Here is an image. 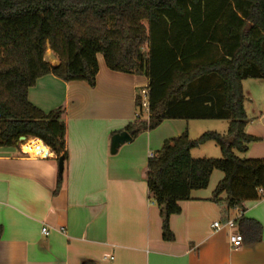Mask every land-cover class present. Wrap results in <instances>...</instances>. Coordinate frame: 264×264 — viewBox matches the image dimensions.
Here are the masks:
<instances>
[{
    "label": "trees",
    "instance_id": "1",
    "mask_svg": "<svg viewBox=\"0 0 264 264\" xmlns=\"http://www.w3.org/2000/svg\"><path fill=\"white\" fill-rule=\"evenodd\" d=\"M47 50L56 63L45 59ZM97 55L112 71L147 78L149 114L141 117L138 92L139 117L122 129L131 138L165 119L228 121L224 135L190 139L184 131L148 158L147 189L163 240L174 239L169 217L207 187L213 170L223 178L210 200L220 203L225 193L226 209L264 194V159L235 153L256 140L244 132L242 81L264 79V0H0V147L37 138L64 164V109L43 112L29 102L28 89L46 74L94 86ZM207 141L221 156L193 158L190 150ZM235 224L242 239L260 240L256 220L241 216Z\"/></svg>",
    "mask_w": 264,
    "mask_h": 264
},
{
    "label": "crops",
    "instance_id": "2",
    "mask_svg": "<svg viewBox=\"0 0 264 264\" xmlns=\"http://www.w3.org/2000/svg\"><path fill=\"white\" fill-rule=\"evenodd\" d=\"M97 62L94 86L46 74L28 89L29 102L43 112L64 109L61 176L54 153L37 138L28 139L39 142L46 156L27 154L22 144L0 147V264H264V194L243 209H226L225 193L220 203L210 200L223 178L216 170L207 187L192 191L169 217L174 239H162L160 211L147 189V160L165 140L204 129L194 120L165 119L112 154L111 137L134 121L136 95L148 81L108 69L101 55ZM242 91L244 132L256 139L242 157L264 159V79L243 80ZM241 216L260 223L261 237L232 248L229 233L238 232L236 224L216 230L212 223H235Z\"/></svg>",
    "mask_w": 264,
    "mask_h": 264
},
{
    "label": "rangeland",
    "instance_id": "3",
    "mask_svg": "<svg viewBox=\"0 0 264 264\" xmlns=\"http://www.w3.org/2000/svg\"><path fill=\"white\" fill-rule=\"evenodd\" d=\"M45 59L51 62L56 59L54 54L47 50L45 53ZM245 96H247V88L244 91ZM143 111V110H142ZM142 118L147 120L145 113H141ZM193 123L200 124V128H203L202 132L213 131L219 134H226L228 122L226 120H214V119H204V120H194ZM198 130V128H197ZM197 132H200L199 130ZM201 132V133H202ZM201 133H192L190 139L197 138ZM237 156L242 157L243 153L235 152ZM191 156L193 158H219L221 156L219 147L213 141H207L191 150ZM218 171V170H216ZM234 230V228H232Z\"/></svg>",
    "mask_w": 264,
    "mask_h": 264
},
{
    "label": "built area",
    "instance_id": "4",
    "mask_svg": "<svg viewBox=\"0 0 264 264\" xmlns=\"http://www.w3.org/2000/svg\"><path fill=\"white\" fill-rule=\"evenodd\" d=\"M140 108L141 113H145L146 117H148L149 114V103H148V90L147 87H143L140 91ZM143 110V111H142ZM142 115V114H141ZM136 117H139V114H136ZM30 139H26L22 145H24L26 142H28ZM27 154H31L30 152L25 151ZM35 155L37 156H46L47 150H43L42 146H35ZM151 156V155H150ZM261 192V190H260ZM235 223L233 219H227L225 222L221 223L220 221H215L212 223L213 229H221L222 227H228L229 229L234 228ZM41 232L45 235L48 234V231L45 227H42ZM242 236L239 232H230L229 233V243L232 248H238L242 244Z\"/></svg>",
    "mask_w": 264,
    "mask_h": 264
},
{
    "label": "water",
    "instance_id": "5",
    "mask_svg": "<svg viewBox=\"0 0 264 264\" xmlns=\"http://www.w3.org/2000/svg\"><path fill=\"white\" fill-rule=\"evenodd\" d=\"M130 140H131V136L126 131H121V132L113 134L111 137V141H110V152L114 154L121 144L125 142H129ZM25 141H26V137L21 136L19 137L17 144H22ZM57 165H58V175L61 176L62 171H63V157L62 156L59 157L57 161Z\"/></svg>",
    "mask_w": 264,
    "mask_h": 264
},
{
    "label": "bare ground",
    "instance_id": "6",
    "mask_svg": "<svg viewBox=\"0 0 264 264\" xmlns=\"http://www.w3.org/2000/svg\"><path fill=\"white\" fill-rule=\"evenodd\" d=\"M39 145H41L39 142L32 140L24 144V150L33 154L35 152V146Z\"/></svg>",
    "mask_w": 264,
    "mask_h": 264
}]
</instances>
